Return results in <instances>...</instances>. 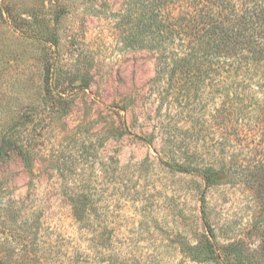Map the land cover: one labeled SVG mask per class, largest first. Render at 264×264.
Masks as SVG:
<instances>
[{"label": "rangeland", "instance_id": "1", "mask_svg": "<svg viewBox=\"0 0 264 264\" xmlns=\"http://www.w3.org/2000/svg\"><path fill=\"white\" fill-rule=\"evenodd\" d=\"M129 1L3 0L33 27L15 30L7 12L0 19V128L24 118L36 160L32 171L16 155L2 166L4 195L30 209L40 206L49 239L72 247L79 231L69 193L90 191L100 208L93 220L106 217L117 227L119 264L128 258L135 264H225L196 261L180 250L178 237L195 244L209 234L205 212L217 249L239 243L264 264V189L205 188L200 176L167 165L163 143L186 121L187 109L177 89L166 102L163 88L157 92L156 83L168 85L156 79L158 52L120 50L128 23L117 12ZM33 31L37 38L29 37ZM49 63L55 81L47 90Z\"/></svg>", "mask_w": 264, "mask_h": 264}, {"label": "trees", "instance_id": "2", "mask_svg": "<svg viewBox=\"0 0 264 264\" xmlns=\"http://www.w3.org/2000/svg\"><path fill=\"white\" fill-rule=\"evenodd\" d=\"M5 12L15 30L32 29L30 18L11 13L0 0V19H6ZM117 16L128 23L120 50L158 52L156 79L168 85L156 83L157 92L163 88L166 102L177 89L187 109L186 121L163 143L167 165L200 176L205 188L232 183L263 190L264 0H131ZM52 65L45 67L47 90L55 81ZM23 120L12 119L0 128V170L13 155L30 171L35 166ZM69 196L79 231L72 247L50 240V223L40 206L30 209L21 199H7L0 182V264H119L113 237L117 227L106 217L93 220L92 211L100 209L92 205L94 194L74 189ZM205 221L209 234L197 243L177 238L183 253L196 261L261 264L251 260L242 244L217 249L206 212ZM94 225L100 229L90 230ZM125 264L135 263L128 258Z\"/></svg>", "mask_w": 264, "mask_h": 264}]
</instances>
